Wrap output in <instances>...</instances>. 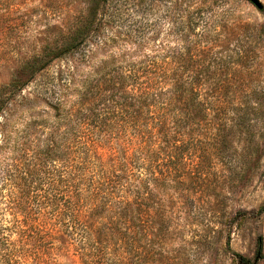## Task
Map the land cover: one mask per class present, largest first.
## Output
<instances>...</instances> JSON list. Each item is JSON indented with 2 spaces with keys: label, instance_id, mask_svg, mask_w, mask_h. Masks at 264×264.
<instances>
[{
  "label": "rangeland",
  "instance_id": "rangeland-1",
  "mask_svg": "<svg viewBox=\"0 0 264 264\" xmlns=\"http://www.w3.org/2000/svg\"><path fill=\"white\" fill-rule=\"evenodd\" d=\"M259 1L262 9L248 0H0V89L46 44L72 34L85 18L95 19L77 50L31 81L21 79L26 85L0 108V143L46 139L53 120L46 103L73 99L74 89L82 93L96 85L107 64L183 68L162 90L196 82L205 115L196 124V143L152 145L150 159H159L163 171L174 173L172 162L182 160L177 172L184 186L149 187L132 201L138 215L133 223L118 215L109 230L89 239L81 227L48 219L41 228L39 221L29 226L23 216L11 215L3 191L0 233L6 247L39 253V264H264V0ZM108 95L102 92L100 99ZM21 98L30 99L29 110L22 111ZM38 122H46L43 134ZM11 152L0 147V159L11 157V163L17 155ZM24 161L30 163L29 155ZM31 207L35 218L37 206ZM40 229L43 247L36 240ZM22 230L30 238L22 241Z\"/></svg>",
  "mask_w": 264,
  "mask_h": 264
},
{
  "label": "trees",
  "instance_id": "trees-1",
  "mask_svg": "<svg viewBox=\"0 0 264 264\" xmlns=\"http://www.w3.org/2000/svg\"><path fill=\"white\" fill-rule=\"evenodd\" d=\"M94 24L93 17L85 18L75 32L60 35L61 41L46 44L38 55L25 61L0 89V108L26 85L20 84L21 79L31 81L53 61L84 44ZM171 66L125 70L107 64L97 73L96 85H86L82 93L74 89L73 99L58 97L46 103L43 108L53 119L46 139L0 143L4 150L12 149V155L17 153L11 163V157L0 159V194L5 191L11 215L23 216L29 226L30 221H39L40 228L47 219L55 225L81 227L82 236L89 239L98 231L109 230L118 215L133 223L138 215L130 208L132 201L140 199L149 187L180 190L184 182L177 171L182 160L172 162L174 173L163 171L159 159H150L151 147L156 143H196V124L205 115L196 101V82L174 83L170 90H162L169 77L183 69ZM102 92H109L103 101ZM29 101L21 98L22 111L29 110ZM45 124L38 122L42 134ZM27 155L30 163L24 161ZM43 165L51 170H40ZM33 204L38 209L35 218L31 217ZM10 231L13 233L12 228ZM17 235L22 241L30 238L26 230ZM36 240L43 247L42 229ZM54 240L62 244L64 238L56 235ZM6 246L10 244L0 233V264H39L38 252L28 255L27 249Z\"/></svg>",
  "mask_w": 264,
  "mask_h": 264
},
{
  "label": "water",
  "instance_id": "water-1",
  "mask_svg": "<svg viewBox=\"0 0 264 264\" xmlns=\"http://www.w3.org/2000/svg\"><path fill=\"white\" fill-rule=\"evenodd\" d=\"M248 1L254 4L258 9H262V4L260 3L259 0H248Z\"/></svg>",
  "mask_w": 264,
  "mask_h": 264
}]
</instances>
